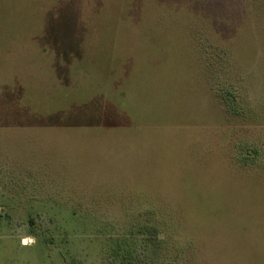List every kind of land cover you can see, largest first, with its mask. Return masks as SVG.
<instances>
[{
  "label": "rangeland",
  "instance_id": "rangeland-1",
  "mask_svg": "<svg viewBox=\"0 0 264 264\" xmlns=\"http://www.w3.org/2000/svg\"><path fill=\"white\" fill-rule=\"evenodd\" d=\"M176 254L264 264V0H0V264Z\"/></svg>",
  "mask_w": 264,
  "mask_h": 264
},
{
  "label": "trees",
  "instance_id": "trees-1",
  "mask_svg": "<svg viewBox=\"0 0 264 264\" xmlns=\"http://www.w3.org/2000/svg\"><path fill=\"white\" fill-rule=\"evenodd\" d=\"M156 232V231H155ZM180 262L179 254H176L171 264H178Z\"/></svg>",
  "mask_w": 264,
  "mask_h": 264
}]
</instances>
